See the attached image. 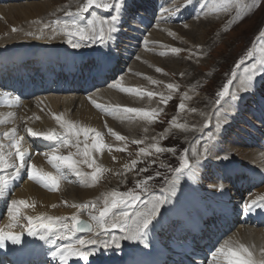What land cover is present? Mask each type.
Here are the masks:
<instances>
[{
	"label": "bare ground",
	"instance_id": "1",
	"mask_svg": "<svg viewBox=\"0 0 264 264\" xmlns=\"http://www.w3.org/2000/svg\"><path fill=\"white\" fill-rule=\"evenodd\" d=\"M160 2L163 4L164 6L163 11L167 13V16L159 8L155 7L156 0H126L128 12L123 17V20H127V22L126 23L122 22V25L126 27H130L131 24L133 23L134 26H138L139 24L141 25V27L144 28V26L137 19V16L133 17L134 15L133 11L136 8H138L137 10H139L142 14L144 11L143 9L148 7L150 3H152L151 11L152 12L154 11L156 14H158V16L155 17L153 20L154 21L156 20L155 25L156 28L159 30H162V23H163L162 21L165 18L167 19V21L169 19H173V21L178 20V18H180V16L178 15L179 11L186 7L191 6L192 9H194V14L199 13L201 11H203L204 14L205 13L209 14L212 11V9L216 8V6L213 3H207L206 0H193V3L190 5L187 4V0H160ZM53 3L54 2H48V1L47 2L41 1L40 3V1L38 0H31L30 2L15 3L9 5L6 4L4 0H0V18L9 16L8 20L10 21L8 23L15 22L8 30L7 28H0V53L11 51L13 47L22 46L25 48L28 47L33 49L39 46H48L51 44L62 46L71 51L77 50V49H73L66 42V39L62 36H57V38L54 40L48 38L49 34L51 33V29L57 27L55 22L59 20L58 15H60L59 14L60 11H53L54 10L52 9L54 6ZM83 4L84 3H79L77 6L81 8ZM131 6H133L132 10L129 9V7ZM177 9H179V11H177ZM99 15L100 17H105L101 15V12H99ZM203 16L204 15H202V17ZM67 20H71V19H67ZM198 20L200 19L198 18ZM212 20L214 24L211 28H214V27H218L219 24L223 22L224 17L217 18V14H215L209 17L207 20L197 21L196 24L192 23L190 26L191 32L192 33L200 32L202 34L205 30L209 31V28H206L202 32V28H204L205 25H208ZM60 21L62 24L63 21L65 20L60 19ZM80 23L81 25H86L87 24L86 18L80 20ZM0 25L2 26L3 24L0 23ZM45 25H49V27L45 28ZM122 25L120 27V31L127 29V28L123 29ZM13 29H15V31ZM149 29L150 28H148V31ZM151 29L150 31L154 30V28ZM41 30H43L44 33V38L42 39H36L35 36L27 35V33L29 32H32L35 35H40ZM173 31H175L173 32V35H176V38H179V34H180V38H182L183 34L180 32L179 28L173 29ZM182 31L183 33L190 32L189 30H183V29ZM147 32L146 34L141 36V39L139 41V46L143 45L146 47L145 55H147V57L149 56L148 57L149 61H147L143 57L144 56L143 54H139L138 55L139 57L136 56L135 57L136 60L134 57H132L136 62H133L131 64V60H130L126 68V71H124L125 73H123L120 76L119 80L114 81L111 84H108V87L107 86L104 87L100 85L103 80V75H105V71L107 70V68L106 69L101 68L98 71V74L100 76L98 80L99 83L93 86L91 92L87 93L86 96H84L83 100H81V98L72 97V95L69 94L52 95L51 97L46 99L40 96L39 98L36 99H29L28 102H26L27 105L22 107L20 111L19 110L11 111L10 119H12L15 122L13 129H16V132L18 133L21 132L24 133L26 135V141H28L32 136L28 133L27 131L28 128H31L35 132H39V131L47 132L52 127L54 128L55 131H63V129L60 127L59 122L56 121L55 119V116L61 115L63 116L64 120L74 122L77 125H79L81 128L94 129L95 131L100 132L101 134L100 138L102 142L106 145V147L102 150L101 149L92 150L90 147L92 159L95 160L96 165L101 169L99 173V178L95 184L91 183L90 177L87 178L88 182H82L81 178L77 179L75 177V174L66 168L62 169V171H64L66 175H71L70 177H72V181L70 183L66 181L65 178L63 177L60 180L58 189L55 191L51 189H46L41 184L35 185L26 181L27 182V185H25L26 193L17 192L15 195L19 196L20 198H23V200L26 199L27 201L30 202L31 205H34L33 208H29V212L31 211L33 212L32 215L36 216V215H40L41 213L53 214V215H56L57 213L67 217H71L72 215H78V217L80 216L88 217V219L92 221L91 217L93 214L91 213V211L94 212L99 208L102 209L104 207L105 195L108 194L107 187L103 186L104 185L103 181H104V177H106L105 175L106 172H108L107 174H109V176H111L110 174L114 173L115 175L113 176L118 177V175H116L118 171H121L124 175H127L129 174L130 169H132L131 172H133L134 168H136L138 164L143 163V160H141V158L143 157L140 152L137 153L138 154L137 158L138 157L139 158L136 160L137 163L134 167L131 166L132 165L131 163L130 165L128 162H126L130 150H134L136 144L137 147L142 146V148H144L146 152L149 153L147 157H150L151 155L153 156V155L161 154L155 151V147L156 146L161 147L160 142L161 144L163 143V140L159 142L160 139L157 137V135L154 136V132L156 131L155 130L156 124L154 123L155 116L145 117L139 113H128L125 111V109L127 108H138L150 113L157 112L156 109L157 102L153 97H149L147 93L154 91L156 93L155 96L158 97L159 92L157 90H152L151 83L145 82V79L147 80V78H145L146 75H144V71L148 75L149 73L148 69L149 68L155 69V67L158 65L156 62L157 65L155 66L154 65L155 63L153 62L154 63L153 64L151 61L152 59L153 61H155L154 60L155 57H153L154 55L152 54L153 56L150 57L151 54L149 51L151 50V44L153 43L152 41H148L151 40L150 37L153 34H155V32L153 31L154 33L152 32L153 34L151 36H149L150 35L149 32L147 35ZM130 33H132L134 37H138L140 35L138 31H133ZM162 34L164 35V33ZM165 36L171 37L166 34ZM121 37H123L121 36V34H117L115 36V40L110 42L109 46H102L96 44V45H89L86 47H82L79 50H81V52H94V50L99 52L102 51L106 52L108 50L111 53L112 51L111 48L114 47L113 42L114 44H116L117 41L121 40ZM158 37L160 38V35H158ZM201 38L204 39L205 37L202 36ZM155 40H157L156 37ZM158 41L159 40H157L156 42L158 43ZM199 44L200 43H198V45ZM199 48L201 47L199 46ZM152 49L155 48L153 47ZM162 51H160V53H162ZM183 51L184 50L181 49V52L178 53V56L175 58H173L174 57L173 56L172 57L173 59H171L170 58L171 56H169L170 52L167 50L166 57L169 58L161 60V62L163 64L169 63L167 65H170L174 69H179L182 66L181 65L182 63L186 64V66L191 67L190 69H194L192 64H189L182 60ZM113 55L116 58V53H113ZM199 62L201 61L198 60L197 62L195 61L194 63H199ZM64 63H65L64 65L60 64L58 65V67H61L66 71H68L69 65H72L71 59L68 57V62H64ZM114 66L115 65L113 66L111 65L110 68L112 69ZM202 66L203 65H201V67ZM109 71L111 70L109 69ZM136 71H138L139 73V79L134 80L131 75L135 76L137 74ZM262 75H264V73ZM68 77H70L69 79H72L71 73L70 76ZM162 79H163L162 81L164 80L166 81L165 78ZM167 81L170 80L168 79ZM186 83L188 84L187 92L183 94L184 98L182 102V104H184V108L183 109L179 108L180 111L184 114L187 113L188 110H190V104L188 103V100L195 105L197 104V102L199 103L202 100L200 99L196 101V97L193 94V92H191L190 89L193 86H191L189 82ZM132 84L137 85L136 87H134L135 92L125 91V89H129L132 86ZM246 88H248V91H245ZM256 92L257 91L255 89L253 82L249 83L247 76H245L244 73H241L237 84V92L234 93V96H231L230 98H227L225 100V102L223 103L224 113L219 114L222 113L223 109L218 110L217 116L214 118L215 123L212 121L211 126L209 125L211 131H213V136L215 130L216 131L215 136L217 137V139H214L210 144V149L212 151L211 152L207 151L208 152L207 154L205 153V151H203L201 154L195 155L194 159L193 157H191V159H193V163H196L197 158H199V163L201 165L199 183L197 185L192 186L191 181H189L186 177L181 179L180 189L183 194H181V191H178L177 196L171 198V203L165 204L161 208V216L158 217L159 223H156L154 221L155 226L154 227L150 226L149 243L151 241H155V244H159L160 241H163V239H161V237L157 234V231L166 232V233H168L169 231H173L172 227L174 223L177 222L179 219H184L186 222H188V224H190L188 227L191 226V228L194 230V232H191L189 234V237H183L181 236V234L179 235L181 238L190 239L185 243L188 249L184 254V257L187 258L190 262L192 261L190 259L194 258L193 260H195L196 264H210V263L227 264L226 262L227 260L225 259L224 255L220 252V248L224 246L225 241L228 242L229 247L234 249L238 248L240 244L245 245L252 252L253 254L252 259L257 261V264H259L260 261H264V227L261 228L255 225L251 226L248 224L241 225L236 230L235 228H233L234 232L232 230L231 231L232 233L230 234L228 233V235L221 241V244L218 246L217 250L222 255L220 256L219 254H217L218 258L216 259V261L213 262V260L211 261L207 260L208 259L207 257H209V255L212 254L206 253L205 254L206 258L204 255L201 256V253H204L202 251L203 250L202 244H206L204 241L205 239L209 241L208 246H210L215 242H218L220 239L219 236L214 238L212 235H207V233H205V237L204 239H202L201 236L204 232L201 230L203 227L201 223L202 218H206V216H212V215L216 216L217 220L220 222L219 224L221 228L220 231H222L223 228L227 227L226 223H230V221H233V223H235L234 222L235 209H231V207L235 204L236 201L238 203H236L235 206L237 207L239 205V209L241 211V215H243L244 217V221L253 218V219H258V221L264 222V216L261 213L256 212L254 209H252V211L249 212L243 207L245 203H250L252 200H259V198L264 197V185H263L264 165L255 162L257 161V159H259L255 152H257L261 158L263 156H261V152H259L258 149H256L255 151L249 150L252 148H249L246 145V143L248 144L250 143L249 144L250 146H252V143L254 144L260 143L259 140H257L259 139V137L257 136L256 139L255 137H253V135H246L247 130L245 131V129H242L243 134L237 133L235 134V136H233V138L236 140L237 135H241L243 138L246 135V139L238 138L240 142L239 143L237 142V144L235 143V145L233 144L230 148L231 149L230 151H226V147L224 146V144L219 143V141L222 140L223 135L226 132V129L230 123H234L235 125L238 126L237 121L239 115H241L242 112L245 113L244 108H246L245 101L247 95H249L248 98L250 97L253 98L252 94ZM257 98L258 95L256 98L254 97L252 104L257 100ZM261 98L263 97H260V99ZM261 100L263 101V105H260L258 103L256 104L257 108H254L253 110L256 113H258V117L263 124L262 126L264 127V99ZM39 104H41L43 107L47 105L46 110H40ZM96 104L100 105L103 112L98 111L96 108H94ZM29 107L32 110H30ZM247 107L249 108L251 106L248 105ZM208 108H211V106H209ZM212 109L213 107L209 110V112H211ZM35 112L37 113V115L32 114ZM240 112L241 114H239ZM4 113L5 111L0 112V114H4ZM160 114H162V112ZM195 114L196 113L192 112L189 115V120H188L189 123H191V119L195 116ZM158 116L160 118L162 115H158ZM242 116H244V114H242ZM197 119H199L198 116H196L194 120L197 121ZM241 119L242 117L240 116L239 120ZM201 121L203 122L202 118ZM216 125H219V127H216ZM199 128H194L188 126L187 124L183 125V130L185 131V133L192 135L193 133L196 134V132L198 131L197 129ZM109 129H111L112 131L110 132ZM113 133L122 135L125 137V139L123 141L118 140L116 139V136L113 135ZM138 135H142L141 138H139ZM158 135L161 136V138H163L168 136L169 134L167 135L158 134ZM79 139L81 141L80 149L82 150L84 146L83 141L85 140V137H83V135L81 134ZM38 140L40 141L41 138H38ZM137 141H139V143H137ZM87 142L89 146H91V144L94 143V133H90ZM47 143L48 142H46V145ZM262 146L264 147V143L262 144ZM240 147H244L246 150L241 149L237 152L236 148H240ZM58 149H59V151L57 152L58 155L67 156L70 153L72 154L77 153V148L73 147L71 144L64 147L59 146ZM241 151L243 153H241ZM52 152L43 149L39 155L33 156V163L38 168L47 167L49 170H51V173L53 175H56L57 174L56 169L53 168V166L48 162L49 160L48 157H50ZM230 154H232L233 156H231ZM224 156H227L228 158L223 159ZM237 156L239 158H243L242 156H244L247 159L249 157L252 158L249 160V162H246L247 160L243 161L238 158H235ZM73 159L82 160L84 159V157L82 155H73ZM208 159L213 161V163L219 165V167L216 168L213 167L211 169L212 172H215L217 174V176L214 179H212V181H207L206 179H203L202 176L203 174L202 171L205 170V166H203V164H205ZM126 165L128 167H126ZM78 167L80 168L81 171L85 173H91L93 171V168H89L87 164H78ZM259 169L261 170L262 174L259 173L260 171ZM240 173H245L249 176L248 181H245V186H242L243 184H241L240 181L238 180ZM218 177H221L220 180L217 179ZM17 179H19V177ZM115 179H110V182H112L113 186H117L114 184V182H116ZM203 186L205 187V189H203ZM161 190L162 189H160L158 194L156 193L155 195H161L162 194ZM231 192H233V194H231ZM7 196L8 194L6 193L5 197H0V203H2L1 199L6 200ZM13 199L18 200L16 197H14ZM211 200H213L212 204H210V206L212 207L209 208L210 206H207V204L204 203H209ZM10 203L11 202H9V205ZM93 203H95L96 206L100 204V206H97L95 209H93L90 207L91 204ZM53 205H55V207H53ZM73 205H89V207L81 208V207H73ZM1 207L2 204L0 206V211L3 210V207L2 208ZM193 209L195 210V212L190 214L191 211H193ZM173 220L174 223L172 222ZM92 222L95 223L94 221ZM197 227H199V229H196ZM228 227H231V225H228ZM176 228L178 227L176 226ZM185 234H187V231H185L184 235ZM88 238H91L90 234L88 235L87 239ZM171 241H174V239H171ZM128 242L133 243L134 241H128ZM170 249L174 250V246L172 244H170ZM166 251H168V249ZM171 255L179 258L177 254H174V252H172ZM214 255L217 256L216 254ZM95 257H97V255H95ZM159 257H160V252L159 250H157L153 254L152 261L159 259ZM160 261L162 262L160 264H167L165 263V259L164 261L162 260ZM170 262L171 264L180 263L179 260L173 257H171ZM190 262L186 264H191Z\"/></svg>",
	"mask_w": 264,
	"mask_h": 264
},
{
	"label": "rangeland",
	"instance_id": "2",
	"mask_svg": "<svg viewBox=\"0 0 264 264\" xmlns=\"http://www.w3.org/2000/svg\"><path fill=\"white\" fill-rule=\"evenodd\" d=\"M4 1L6 4L10 5V4H15V3L30 2L31 0H26V1H22V2H17V1H13V0H9V1L4 0ZM38 1H40V3H41V1H43V2L44 1L54 2L53 3L54 6L52 8V9H54L53 11H60L59 14H67V15H68V13H72L73 14L72 16L74 18L76 17L77 19H79V15H77V13L79 12V9H80L77 5L79 3H86V0H50V1L49 0H38ZM209 1H211V2L207 1V3H213L216 6V8L212 9V11L209 14L202 13L201 15H198L197 13H195V14H197L196 15L197 18L195 17V14H193L194 15L193 17L188 18L186 21H183V23L182 22L181 23L180 22L179 23H175V22L169 23V20H168V21H166L167 23L166 22L162 23V30L157 29L156 25H155L156 22H154V24L150 27V29L154 28L153 31L155 32V34H153L154 32L150 31V29L148 31L150 34L149 36H151L153 34L150 37L151 40H148V41H152V43H153V44H151V50H149V51L151 54L150 57H152L154 55L153 57H155L154 58L155 61H153V59L151 61H152V63L153 62L155 63V64L153 63L155 66L158 64L157 65L158 67L157 66L156 67L158 69H160V71L156 72V70H157L156 67H155V69L149 68L148 69L149 70L148 75L144 71V75H146L145 78H147V80L145 79V82L151 83L152 90H157L159 92V94H158L159 98L157 96H152L155 99V101L157 102V104H156L157 112L155 115L156 119L154 118V120H155L154 123L156 124V129H155L156 131L154 132V136L157 135V137L160 139L159 142L161 140H163L162 144L160 142L161 148H173L172 146H174L175 150H176L175 155H173V153H171V152H163L160 155H153V156L151 155L150 157H147L148 154L142 155L143 158H141V160H143V163L138 164L136 166V168H134L133 172H131L132 169H130L129 174H127V175H124L121 171H118L116 173V175H118V177H116V176H113V175H115L114 173L110 174L111 176H109V174H107L108 172H106L105 173L106 177H104V181H103L104 185L103 186L107 187V190H108L107 193H110L111 191L127 192V191H131L134 189H135V191L139 192L140 190L138 188H136L137 182L139 180L145 179L149 175L155 176V172L160 171L162 173V175L160 177H155L153 180L148 182L149 186L151 188V191L154 194H156V193L158 194L159 190L164 187V183H165L164 176L171 177V175H172V173L169 172L166 168H160L159 167V164L161 162L165 163L166 165H168L169 167H172V168L178 167L179 163H180V157L185 154L184 150L187 149L188 150L187 156L190 160V163H193V159L195 158V155L201 154L204 151V144L205 143H207L208 151L211 152L212 150L210 149V144L212 143V141L214 139H217V137L215 136V133H216L215 130H214V136H213V131H211L210 126H211L212 121L214 122V118L217 116V113H218L217 111L222 110L223 109V103L225 102V100L227 98H230L231 96H234V93L237 92V84H238L240 74L244 73V75L247 76V78H248L249 73L245 72V68H250L253 63H256V61H258V59L259 60L261 59V54L258 51H259V47L261 44L260 37H261V34L264 33V0H232V2L227 5V7H224V0H220V1L219 0H209ZM132 8H133V6L129 7L130 10H132ZM217 9H219V10H217ZM99 12H101L102 16L106 17L108 15V13L104 12L101 9H97V8L89 9L88 12L82 13V15L84 16L83 18H86V21H87V20L93 18V13H95L97 17H100ZM214 13L217 14V18L224 17L223 22H221V24H219L218 27L211 28L214 24V22L212 20V21H210V23L208 25H205V27L202 28V32L206 28H209V31L205 30L203 32L204 34L203 33L201 34L200 32H197V33L191 32L190 26L192 23L196 24L197 21L207 20L209 17L215 15ZM85 15H87V16H85ZM202 15H204V16L202 17ZM68 16H70V15H68ZM8 18H9V16L4 17V18H0V23L3 24L2 26L0 25V28H7V30H8L15 23V22L8 23L10 21V20H8ZM58 18H59V21H60V19H62L59 16H58ZM198 18L200 20H198ZM190 19L192 22L190 21ZM64 20H66V19H64ZM17 22H18V20H17ZM184 22L186 25L184 24ZM187 26H189V27H187ZM176 28H179L180 32L183 34L182 38H180V34H179V38H176V35H170L168 33V32H171V33L175 32V31H173V29H176ZM123 29H124V27H123ZM182 29L183 30H189L190 32H187V33L184 32L185 33L184 34ZM126 30L127 29H124L123 31H126ZM123 31H119L117 34H121ZM148 32H147V35H148ZM156 33H158V34H156ZM162 33H164V35ZM165 34L168 36H171V37H167V36H165ZM158 35H160V38L158 37ZM202 36H204L205 38L202 39L201 38ZM155 37L159 41L161 39L160 43H159V41H158V43L156 42L157 40H155ZM164 41L165 42L167 41V42L165 43ZM155 43H156V45H155ZM198 43H200V44L198 45ZM161 45L164 48H162ZM199 46L201 48H199ZM153 47L155 49H152ZM158 47H160L161 49ZM172 47H177V48L184 50L183 55H182L183 56L182 60L189 63V64H192L194 69H190L191 67L186 66V64H183V63L181 65L182 66L185 65L186 68H185V66H183V67L181 66L180 67L181 70H180V68L174 69L170 65H167L169 63L163 64L161 62V60L169 58V57H166L167 56L166 55L167 50L170 52L169 56H171L170 57L171 59L178 56V53H173L171 51ZM145 48L146 47L143 45L139 46L138 51L134 54L135 56H133V57L135 58L139 54H143L144 56L143 55H140V56H143L147 61H149V58H148L149 56L147 57V55H145L146 54ZM152 50H154V51H152ZM160 51H162V53H160ZM249 51L253 52V57L251 59H246L245 63L243 65H240V60L242 58L246 57L247 53ZM157 53H158V55H157ZM134 58H132L131 64L133 62H136V61H134ZM157 59H158V61H157ZM135 60H136V58H135ZM198 60L201 62L194 63L195 61L197 62ZM156 62H157V64H156ZM163 65H164V67H163ZM201 65H203V66L201 67ZM237 65H240V66L237 67ZM150 67H151V65H150ZM136 72H137V74L135 76L131 75L134 80L139 79V73H138V71H136ZM232 72L236 73L235 78L232 77V75H231ZM123 73H125V72H123ZM263 73L264 72L257 74V76L252 81L257 92L252 94L253 98H251V97L248 98L249 95H247V98L245 101L246 102L245 107L247 109L244 108L245 113L242 112V114H244L245 117L242 116V114L240 112L239 114H241V115H239V117L241 116L242 119L239 120V117H238V121H237L238 126L235 125L234 123H230L226 129V132L223 135L222 140H220V138H219V140H220L219 143L224 144V146L226 147V151H230L231 150L230 148L233 144L235 145V143L237 144V142L238 143L240 142V140H238V138L246 139V135H253V137H255L256 139H257V136L259 137V139H257V140H259L260 143H256V144L252 143V146L249 145L250 143L249 144L246 143L247 147L252 148L249 150L255 151L258 148L264 150V147L262 146V144L264 143V127L262 126L263 124L258 117V113H256L253 110L254 108H257L256 104L259 103L260 105H263V101L261 100V99H264V75H262ZM144 75H143V77H144ZM120 76L117 79H115L114 81L119 80ZM161 77L165 78L166 81L165 80L162 81L163 79ZM168 79L170 81H167ZM229 79L233 80V83L231 85H228L229 94L218 105L216 103V100L218 99V96L216 94L223 89V87L227 84V81ZM153 80L156 81V83H153ZM186 82H189V84H191V86H193L190 89H191V92H193V94L195 95L196 101H198L200 99H202V100L199 103L197 102L196 105L192 104L191 101L188 100V103L190 104V110H188V112L184 114L180 111L179 104H181L183 102V98H184L183 94L185 92H187V85L188 84ZM168 84H174V85H176V88L174 90L169 89L167 87ZM106 86L108 87V85H104V87H106ZM136 86L137 85L132 84V86L129 89H132V91L135 92L134 87H136ZM152 92L155 93L154 91H152ZM166 92L169 94H167ZM257 95H258L257 100L252 104L254 97L256 98ZM162 96L163 97H170V99H168V101H167V104L163 103ZM259 96L263 97V98L260 99ZM159 105H160L161 109H160ZM214 105H215V107H214ZM248 105L251 106V107H249L250 109L247 107ZM209 106H211V108L213 107L211 112H209V110L211 109V108H208ZM161 112H162V114H160ZM192 112L196 113V114L191 119V123H189V121H188L189 115ZM223 113H224V109L222 110V113H219V114H223ZM158 115H162V116L159 118ZM196 116L199 117V119H197V121L194 120ZM201 118L203 119V122L201 121ZM204 118H205V121H204ZM184 124H187L188 126H191L194 128L200 127L199 128L200 130L197 129L198 131L196 132V134L193 133V135L187 134L183 130ZM242 129H245V131L247 130V134L244 136V138L241 135H237L236 140H235L233 138V136H235V134H237V133L243 134ZM201 130H202V132H201ZM209 131H211V133H212L210 139L208 136ZM157 133L162 134V135H167V134H169V135L161 138V136H159ZM249 133H252V134H249ZM183 134H186V135H183ZM141 136L142 135H138L139 138H141ZM241 142H243V141H241ZM258 145H260V146H258ZM136 147H137V144H136L134 150H130V153L128 154V158L126 159V162H128L129 164L130 163L132 164L133 160L136 161L139 158V157L137 158V155H138L137 153L140 152L138 150H140L142 148V146L137 147V148ZM241 149H245V148L244 147L236 148L237 152ZM200 150H202V151H200ZM241 153H243V152L241 151ZM255 153H256L257 157L259 158L255 162L258 164L264 165V155H263L264 151L261 152V156H263L262 158L260 157V155L257 152H255ZM230 155L233 156L232 154H230ZM191 157H193V159H191ZM242 157L244 159L239 158L238 156L235 158H238V159L243 160V161L247 160L246 162H249V160L252 158V157H249L247 159L244 156H242ZM153 161H155V163H153ZM203 166H205V170L202 171L203 172V174H202L203 179H206L207 181H212V179H214L217 176V174L215 172H212L211 169L213 167H215V168L219 167V165H217L216 163H213V161L208 159L206 161V163L203 164ZM141 168H147L148 171L147 172H141L140 171ZM110 179H115L116 182H114V184L117 186H113L112 182H110ZM70 180L72 181V177H70ZM238 180L240 181L241 184L245 183V181L242 182L240 180V178ZM68 182H70V181H68ZM25 185H27V183L24 180L22 182L21 186L15 189V190H18V191H16V193L17 192L26 193ZM263 185H264V183H263ZM204 186H203V189H205ZM243 186H245V184ZM231 194H233V192H231ZM10 195L11 194H8L6 200L1 199V202H2L1 204H2L3 208L6 206L7 207L9 206V200L11 197ZM143 198H145V197L142 195V199ZM231 198H234V197H231ZM236 203H238V202L235 201V204L231 207V209H235L234 222H235V219H238L240 221H244V217H243V215H241L239 205L237 207L235 206ZM97 206H99V205H97ZM136 207H139V205H137ZM99 210H101V209L99 208L98 210L94 211L96 213V215L99 214ZM94 212L91 211V213L93 215H94ZM130 212H132V211L130 210ZM246 221L247 220H245L244 222H246ZM242 225H244V224H242ZM251 226H254V225H251ZM157 234L161 237V239H163V242L164 241L169 242L170 239H169V236L167 235L166 232H158L157 231ZM166 238H167V240H166ZM207 258H208V261L213 260V262H214L218 258V255L215 256L212 253V255H209V257H207ZM210 264H213V263H210ZM214 264H216V263H214ZM218 264H220V263H218Z\"/></svg>",
	"mask_w": 264,
	"mask_h": 264
},
{
	"label": "snow or ice",
	"instance_id": "3",
	"mask_svg": "<svg viewBox=\"0 0 264 264\" xmlns=\"http://www.w3.org/2000/svg\"><path fill=\"white\" fill-rule=\"evenodd\" d=\"M232 0H224V7H227ZM193 0H187V4L190 5ZM97 8L108 13L106 17H97L93 13V18L87 20L86 25H81L80 20L83 19L82 13L88 12L89 9ZM219 10V9H217ZM167 11V10H166ZM179 11V9H177ZM128 12L126 0H86V3L79 9L77 15L79 19L73 18L71 20H65L61 24V21L57 20L55 23L57 27L51 29L49 39H56L57 36H62L66 39V42L73 49H80L89 45H102L109 46L110 42L115 40L116 34L120 31L122 22L126 23L127 20H123V17ZM72 16V13H68ZM49 25H45L48 28ZM15 31V29H13ZM173 35V33H169ZM29 36H35L36 39L44 38L43 30L40 35H35L32 32L27 33ZM261 44L259 51L261 53V59L257 63H253L250 68H245V72L249 73L248 81L251 83L257 74L264 71V33L260 37ZM173 53L181 52L180 48L173 47L171 49ZM253 52L249 51L247 56L240 60V65L245 63L246 59H251ZM240 65H237L239 67ZM160 71V69H157ZM232 77L235 78L236 73H231ZM156 83V81H153ZM233 83L232 79L227 81V84L219 91L216 95L218 99L216 103L219 105L220 102L229 94V87ZM169 89L174 90L176 85L168 84ZM125 91H132V89H125ZM248 91V88L245 89ZM149 97L155 96L156 93L148 92ZM162 95V94H161ZM170 97H163V103L167 104ZM98 108L99 105H96ZM179 108L183 109L184 104H179ZM128 113H139L145 117L155 116L156 112H147L138 108H127L125 109ZM56 121L59 122L60 127L63 129L62 133H57L52 130L48 133H37L31 128L27 131L32 136L42 135L47 140H57L63 137V144L60 147L71 144L77 148V153L69 155H58L59 149H56L50 155L48 162L56 169L57 174L53 175L51 172H45L38 169L35 164L30 163V154L26 148L21 147V141L24 140L23 136L16 134V129H12V135L9 137L12 143L11 147L15 149L12 163H6L3 148V143H0V171L12 169L10 173L12 177H19L22 171H27L28 178L36 181L38 184L43 185L46 189L53 191L59 187L60 180L63 178L64 173L62 169L66 168L70 170L75 176L81 178L82 182H88L87 178L90 177L91 183L95 184L99 178L101 169L96 165L94 159H92L90 147L92 150L104 149L106 145L101 140V134L94 129L81 128L74 122L64 120L63 116H55ZM219 127V125H216ZM111 132L112 130L109 129ZM90 133H94V143L89 146L88 138ZM81 134L85 137L83 141V149H80V136ZM8 136V133L4 134ZM116 139L123 141L124 136L117 133H113ZM211 131L208 136L211 138ZM139 143V141H137ZM157 153L171 152L175 155V148H161L155 147ZM204 151L207 153V143L204 144ZM188 150H184V155L180 157V163L178 167L172 168L161 162L160 168H166L172 173L171 177L164 176V187L162 188L161 195H155L149 186V181L155 177H160L162 173L160 171L155 172V176L149 175L145 179L139 180L136 184V188L140 191L134 190L127 192L112 191L105 195L104 207L99 210L98 215H92L91 219L95 223H87L82 221L78 215H72L71 217H60V216H49L41 213L40 215L23 216L21 213L22 208L34 207V205L28 204L26 200L12 199L10 205L7 208V214L10 217L12 224L7 225V228L20 226L23 230L27 229L29 236H38L40 240L47 243L56 244L57 240L73 241V237L77 232H88L94 233V237L88 239H75L71 243H65L63 246H56L55 251L51 252V256L54 260H59L60 264H68V261L75 257L87 264L92 255L97 254L101 249H120L121 241H138L143 243L145 247L149 246V233L150 226L154 227V221L159 223L158 217L161 216V208L168 203H171V198L176 197L180 189V181L182 178H187L191 181L192 186L197 185L200 181V170L201 165L199 158L196 163H190L187 156ZM142 155H147L144 148L140 149ZM73 155H82L84 159L74 160ZM219 158V157H218ZM224 156L223 159H227ZM137 161H132V167L136 165ZM155 163V161H153ZM78 164H87L89 168H93L91 173H85L80 170ZM126 167H128L126 165ZM141 172H147V168H141ZM9 180L4 176H0V197H5L8 189ZM181 194L182 191H181ZM142 195L145 197L142 199ZM139 205V207H136ZM55 207V205H53ZM73 207H89V205H73ZM95 209L96 204L93 203L90 206ZM243 207L247 211H252L255 207L264 208V197L259 200H252L250 203H245ZM121 209L117 214L114 210ZM132 209V212L129 211ZM26 220V225H21V220ZM70 221V222H69ZM114 230H119L120 236L114 234ZM110 233H113L110 235ZM49 239V237H53ZM103 237H109L104 239ZM21 235L15 234L11 231H5L0 229V248L6 246L7 241H11L12 244L21 243ZM94 246L87 248L86 246ZM220 252L224 255L227 260V264H257V261L252 259V252L243 244H240L238 248H231L228 246V242L225 241L224 246L220 248ZM138 264V262H137ZM191 264H196L195 260L191 261ZM259 264H264V261H260Z\"/></svg>",
	"mask_w": 264,
	"mask_h": 264
}]
</instances>
